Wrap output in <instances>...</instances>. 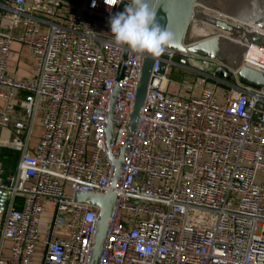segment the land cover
I'll use <instances>...</instances> for the list:
<instances>
[{
  "label": "built area",
  "instance_id": "2783aa9c",
  "mask_svg": "<svg viewBox=\"0 0 264 264\" xmlns=\"http://www.w3.org/2000/svg\"><path fill=\"white\" fill-rule=\"evenodd\" d=\"M129 2L0 4L12 20L0 33V150L18 159L9 174L0 161V264H91L100 208L75 195L109 193V104L117 88L111 154L118 159L147 58L118 48L111 35L109 18ZM255 29L264 35V21ZM14 43L34 56L29 82L7 74ZM243 49L241 60L254 54L264 62L263 47ZM188 56L165 49L154 57L100 264H264V87L237 81L242 67L262 74L264 67L227 65L226 81L219 63L197 58L204 78L185 98L168 87ZM48 202L55 214L41 235Z\"/></svg>",
  "mask_w": 264,
  "mask_h": 264
},
{
  "label": "water",
  "instance_id": "95a60500",
  "mask_svg": "<svg viewBox=\"0 0 264 264\" xmlns=\"http://www.w3.org/2000/svg\"><path fill=\"white\" fill-rule=\"evenodd\" d=\"M206 0H148L151 7L157 9L156 21L161 29H166L172 36L173 42L165 49L174 51L181 55H192L200 59H207L221 65L216 71L219 78L232 81L233 75L226 69V59L222 55L224 40L250 46L257 45L264 48V35L257 32L254 27L234 19L226 10L219 7L206 5ZM230 15L233 18H229ZM242 21V20H241ZM128 52L125 51L124 57ZM187 64L186 61H182ZM154 57L147 55L143 64L142 75L138 86L136 101L131 115L128 135L125 139L121 154L118 159L111 154L113 138V125L111 122L114 112V104L117 94L115 89L108 108V119L106 122V144L112 161L113 176L111 188L104 197L76 194L77 203L100 208V220L98 222L96 240L93 247L91 264H100V256L103 250L105 238L109 228L112 211L116 204L117 190L119 189L123 176V167L130 149L133 129L146 96ZM240 86L261 89L264 87V74L248 67H242L237 75Z\"/></svg>",
  "mask_w": 264,
  "mask_h": 264
},
{
  "label": "clouds",
  "instance_id": "9594fccd",
  "mask_svg": "<svg viewBox=\"0 0 264 264\" xmlns=\"http://www.w3.org/2000/svg\"><path fill=\"white\" fill-rule=\"evenodd\" d=\"M115 2L112 0V4L107 5L111 8ZM156 12L157 9L151 7L148 0H130L122 12L109 18L115 45L129 52L159 57L173 42V38L157 23Z\"/></svg>",
  "mask_w": 264,
  "mask_h": 264
},
{
  "label": "rangeland",
  "instance_id": "374dc122",
  "mask_svg": "<svg viewBox=\"0 0 264 264\" xmlns=\"http://www.w3.org/2000/svg\"><path fill=\"white\" fill-rule=\"evenodd\" d=\"M66 1H69L72 3H79L81 0H66ZM206 1H207L209 6L222 8L223 10L230 12V14H234L235 16L244 20V23L248 19V17L246 16L247 14L253 15L252 21H254V23H253L254 25H257V22L258 23L260 22V18L264 19V0H228V2H223L222 0H206ZM235 2H239L237 4V7H235ZM250 19H251V17H250ZM191 56L192 55L190 54L188 56L189 59H184V60L191 61V64L183 65V67H181L180 69L175 70L173 80L170 84V89L172 92H178V94H180L182 97H185V98H189L192 96L191 93H188L187 87L194 86L196 83V80L198 78H200V79L204 78V77H202V74L205 73V71L203 72L200 70L198 64L196 65V63H198L199 58L192 56V58H193L192 59ZM223 57H224V59H226V64L229 67L232 66L229 59L226 58V55H223ZM238 57L240 58L241 55H239ZM182 59L183 58H179L178 61L181 63ZM244 59H247V60H244L243 62H241L242 60L240 59V61L234 60L233 62H237L241 67L244 65H247L250 67H254V66L264 67V63L259 64L253 60L250 61V59H248V56L245 57ZM249 61H250V63H248ZM237 67L238 66H236V68ZM206 84H207V87H209L211 85H215L212 80H207ZM194 91L197 92V90H194ZM224 93H225V89L222 86H220L219 92H218V95L220 97L219 98L220 102L223 101L221 96ZM8 135H9V133L7 131H4L3 136L7 137ZM36 140L37 139L33 140V144L36 142ZM54 214H55V204L48 202V204L45 205L44 211H43L42 223L40 226L41 235H43L48 229L49 230L51 229V224H52V219L54 217ZM1 220H2V215H0V226H1ZM42 254H43V252L41 250H39L38 254L35 258L36 259H42V257H43Z\"/></svg>",
  "mask_w": 264,
  "mask_h": 264
},
{
  "label": "crops",
  "instance_id": "0c3cea01",
  "mask_svg": "<svg viewBox=\"0 0 264 264\" xmlns=\"http://www.w3.org/2000/svg\"><path fill=\"white\" fill-rule=\"evenodd\" d=\"M11 1L12 0H0V4L9 6L11 8V4H12ZM31 1L32 0H29V2ZM11 23H12L11 11L0 8V33L7 32L11 27ZM16 26L20 27L19 25H16ZM18 32L19 31H16L15 33H18ZM34 67H35V59L32 53L26 50L21 44L14 43L11 47L10 56H9V60L7 64V74L17 81L29 82L31 81L34 75ZM209 88H212V86H210ZM168 90L171 93L178 94V92H172L170 89V86L168 87ZM5 152L7 151L0 150V159L3 160L1 161L5 165L6 172L8 174L13 173L17 166V160H18L17 155L13 154L14 156H10L8 154L9 152L8 153H5ZM60 234H61V231L60 230L58 231L57 229L55 236H58ZM8 245L9 244H7V247ZM4 254L5 256H7L8 251H5Z\"/></svg>",
  "mask_w": 264,
  "mask_h": 264
},
{
  "label": "bare ground",
  "instance_id": "6f19581e",
  "mask_svg": "<svg viewBox=\"0 0 264 264\" xmlns=\"http://www.w3.org/2000/svg\"><path fill=\"white\" fill-rule=\"evenodd\" d=\"M223 2H228V0H222ZM239 2H235V7H237V4H238ZM254 3V2H253ZM205 5H203L202 4V6L203 7H206V8H208L206 5H208V3H207V1H205V3H204ZM249 7V6H248ZM247 8V7H246ZM208 9H210V8H208ZM246 12V11H245ZM230 13V12H229ZM247 13V12H246ZM251 14V13H250ZM231 15H233L234 16V19L236 18V19H238L240 22H242V23H244V20H242L241 18H239V17H237V16H235L234 14H231ZM226 16H228L229 18L231 17L230 15H226ZM247 17H248V19L246 20V22L249 24V26H251V27H254L255 28V26L256 25H254L253 23H254V21H252L253 20V15L251 14V15H246ZM250 17H251V19H250ZM231 18H233V17H231ZM243 18V17H242ZM235 19V20H236ZM242 20V21H241ZM262 21H264V19L263 18H260V22L258 23L257 22V24H260ZM245 22V23H246ZM244 23V24H245ZM246 23V24H247ZM247 24V25H248ZM243 44H240V43H237V42H235V41H229V40H224V45H223V49H222V55H226V58H228L231 62H232V66L234 67V68H236V66H238L239 68L241 67L237 62H233L234 60L236 61V60H239L240 61V59H241V57L239 58L238 56L239 55H241V53H243L244 52V49H243ZM248 59H250V61H255V62H257V63H259V64H262V63H264V62H262V61H260V60H258L257 59V57L254 55V54H250V55H248ZM244 60H247V59H242V61L241 62H243ZM250 61L248 62V63H250ZM197 65V64H196Z\"/></svg>",
  "mask_w": 264,
  "mask_h": 264
},
{
  "label": "trees",
  "instance_id": "16d2710c",
  "mask_svg": "<svg viewBox=\"0 0 264 264\" xmlns=\"http://www.w3.org/2000/svg\"><path fill=\"white\" fill-rule=\"evenodd\" d=\"M7 151V150H6ZM9 152V153H8ZM5 153H8L10 156H14L13 154H15V153H13V152H11V151H7V152H5ZM5 158V157H4ZM2 159H0V161H1ZM3 161V160H2ZM1 161V162H2ZM5 166V165H4Z\"/></svg>",
  "mask_w": 264,
  "mask_h": 264
},
{
  "label": "flooded vegetation",
  "instance_id": "af4514ba",
  "mask_svg": "<svg viewBox=\"0 0 264 264\" xmlns=\"http://www.w3.org/2000/svg\"><path fill=\"white\" fill-rule=\"evenodd\" d=\"M230 61V60H229ZM231 62V61H230ZM231 64H232V62H231Z\"/></svg>",
  "mask_w": 264,
  "mask_h": 264
}]
</instances>
